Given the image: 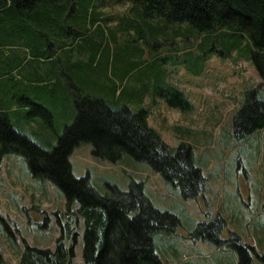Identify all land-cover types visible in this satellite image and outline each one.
Listing matches in <instances>:
<instances>
[{
    "label": "trees",
    "instance_id": "16d2710c",
    "mask_svg": "<svg viewBox=\"0 0 264 264\" xmlns=\"http://www.w3.org/2000/svg\"><path fill=\"white\" fill-rule=\"evenodd\" d=\"M103 2L0 0V85L14 74L29 70V78L39 83L31 85L39 98L53 94L55 100L63 102V96H59L67 91L60 79L65 77L63 70L85 83L81 89L70 83L67 102L72 105L69 107L74 122L65 128L49 152L14 130L9 117L11 107L0 97V155L22 156L31 176L49 181L66 202L65 212L52 214L59 231L54 249L23 242L17 264H72L79 226L83 227V264H168L156 248L157 238L159 234H177L181 227L179 217L155 207L144 193L143 181L132 180L126 191L107 184L108 193L102 195L88 177H74L69 157L81 144H90L91 156L101 161L116 163L128 155L147 164L167 184L178 188L184 201L204 195L205 178L196 165L192 146L167 145L149 126L150 108L142 107L149 95L150 107L160 99L171 109L191 111L192 104L184 93L165 82L164 69L156 71L151 79L143 73L145 63L126 60L116 72V68H111L105 81L97 78L109 41L116 43L122 32L129 35V31H135L140 39L145 34L154 39L163 37L169 44L174 38L186 41L198 37V47L203 46L202 40L223 35L227 56L233 49L243 48L242 55L247 56L262 83L243 93L242 104L232 118L233 136L243 142L264 129V91H260L264 85V0H111L129 6L114 26L109 25L110 17H102ZM76 48L88 56L78 55L73 61ZM138 52L142 54L143 50ZM58 54L64 56L63 66L43 67L44 63H55ZM184 54L190 55L191 51ZM201 56H194L192 62L185 61V67L193 71ZM133 71L139 73L136 79L142 80L140 87L125 84ZM123 98L136 99L140 109L132 111L122 102ZM22 101L25 107L32 105L36 113L49 117L40 106ZM205 205L208 207L207 201ZM42 214L45 226L49 217ZM204 214L207 220L198 223L188 233L189 238L219 247L229 242L238 264H255L253 256L264 264V256H258L253 247L228 231L221 214ZM223 231L229 236L226 241L222 239ZM0 264L9 263L0 255Z\"/></svg>",
    "mask_w": 264,
    "mask_h": 264
},
{
    "label": "rangeland",
    "instance_id": "374dc122",
    "mask_svg": "<svg viewBox=\"0 0 264 264\" xmlns=\"http://www.w3.org/2000/svg\"><path fill=\"white\" fill-rule=\"evenodd\" d=\"M128 7L105 0L100 11L102 17L112 19L109 25L114 26L126 15ZM169 33L172 34L168 30ZM223 40V35L209 41L202 40L203 46L200 48L201 40L198 37L186 41L174 38L169 44L163 37L154 39L145 34L140 39L135 31H129V35L122 32L116 43L108 40L106 55L102 56L97 71V78L105 81L106 76L110 77L111 68H116V72L126 60L145 63L143 73L151 79L156 71L164 69L165 82L184 93L192 104L191 111L171 109L164 101L150 107L152 102L149 95L145 96L142 107L150 108L149 126L167 145L177 147L181 143H188L192 146L196 165L205 178L203 196L184 201L178 188L167 184L147 164L136 162L128 155L116 163H109L93 158L90 144H81L74 148L69 157L74 177H88L99 194L108 193L107 184L126 191L132 180L143 181L144 193L156 206L179 217L181 227L174 235L180 246L176 253L179 256L166 258L168 264H221L210 256L216 249L211 242L196 241L188 236L198 223L207 220L204 212L213 216L218 212V206L224 210V216L223 213L221 215L229 219V228L240 241L253 247L258 256H264V129L238 142L233 136L232 125V118L242 104L244 91L256 86V70L236 61L234 55L225 58L228 46H224ZM136 49H142V54ZM189 50L190 55L184 54ZM83 54L88 56L87 52L76 48L73 61ZM196 55H202L201 59L196 61L193 71H189L185 61L192 62ZM56 58L55 63H44L43 67L63 66L64 56L58 54ZM63 71L65 77L60 79L67 86L66 93H59L64 98L63 102L61 99L55 100L53 94V97L45 94L39 98L32 87L23 82L26 77L24 71L14 74L0 85V97L4 101L7 98L6 103L12 108L9 116L14 130L48 152L56 146L65 128L74 122L67 102L69 87H72L70 83L80 89L85 85L72 73ZM137 77L138 71H133L125 84L140 87L142 80L138 81ZM24 93L29 94L30 103L43 108L49 117L36 113L32 105L25 107L22 101L26 99ZM18 101L22 102L19 104ZM122 102L132 111L140 109L136 99L129 101L123 98ZM26 114L35 127L22 124V117ZM0 160V255L9 264H17L23 242L38 248L54 249L59 231L52 214L55 211L65 212L66 202L62 193L49 181L31 176L22 156L5 153L0 155ZM42 212L49 217L45 226H42ZM238 218L241 221L236 220ZM77 233L72 264H83L82 226H79ZM158 236L162 237L160 234ZM252 236L255 237L252 239ZM222 239H229L227 231H223ZM157 240L160 242V239ZM253 259L255 264H262L257 257L253 256Z\"/></svg>",
    "mask_w": 264,
    "mask_h": 264
},
{
    "label": "crops",
    "instance_id": "0c3cea01",
    "mask_svg": "<svg viewBox=\"0 0 264 264\" xmlns=\"http://www.w3.org/2000/svg\"><path fill=\"white\" fill-rule=\"evenodd\" d=\"M242 50H244L243 48H236V49H233L231 52H230V54L228 55V56H226L225 58H231V56L232 55H234L235 57H234V59L236 60V61H241V62H243V64H248V65H250V66H252L253 67V65L247 60V56H243L242 55ZM254 68V67H253ZM255 69V68H254ZM24 74L26 75V78H24V80H23V82L24 83H26V84H28L29 86H31V85H36V84H39L37 81H34L33 82V80L31 79V78H29L30 77V72H29V70L28 71H25L24 70ZM256 78H257V81H254L255 83H256V86L258 85V84H260L261 83V80H260V78H259V76H258V74H257V72H256ZM35 79H37V78H35ZM29 80H31L32 82H30ZM19 81H21V79L19 80ZM54 81V80H53ZM53 82H51V84H52ZM40 84H42V83H40ZM256 86H254V87H256ZM253 86H250V87H248L246 90H248V89H250V88H254ZM245 90V91H246ZM264 91V85L262 86V88H261V90L260 91ZM244 91V92H245ZM24 95H25V98L26 99H23V100H26V101H29L28 100V98H29V94H27V93H24ZM2 97V96H1ZM7 99V98H6ZM5 99V100H6ZM2 100L4 101V98H2ZM7 101V100H6ZM161 100L160 99H156L155 101H154V103H156V102H160ZM69 106H71L72 107V105L70 104ZM24 109H23V111L24 112H26V109H25V107H23ZM175 110V109H174ZM11 111H12V108H11ZM72 115L74 116V113H72ZM72 116V117H73ZM10 117V116H9ZM24 117H26V118H24ZM24 117H22V124H24V125H29V127H35L34 125H33V123L31 122L32 121V119L31 120H29V119H27V118H29V116L26 114V115H24ZM148 121H149V119H148ZM10 123H11V120H10ZM12 125V124H11ZM2 160H0V162H1ZM208 161V158H206V162ZM149 199H150V201L152 202V204L155 206V207H157V208H159L158 206H156V204L153 202V200L149 197V196H147ZM219 197V196H218ZM178 206H179V204H178ZM159 209H161V208H159ZM217 209H218V212L220 213V214H222L223 216H224V210H222V208H220L219 206L217 207ZM167 211H169V210H167ZM218 212H216V213H218ZM225 220H226V223H227V227H228V229L232 232V230H231V228H229V219L228 218H226L225 217ZM236 220H239V221H241V218H238V219H236ZM253 237H255V236H252V239H253ZM158 239H160V242H158V246L156 245V248H157V250L159 251V253L161 254V256L162 257H164V258H168V257H172V256H179L178 254H176V253H178L179 252V250H180V246H179V243L177 242V240L175 239V236H164V235H162V237H159ZM258 242V241H257ZM229 244V245H228ZM231 243H226V244H224L223 246H221V247H217V246H215V245H213L216 249H214L213 250V252L211 253V258H214L215 260H216V262H220L221 264H238V262H237V256H236V254H235V251L232 249V246L230 245ZM51 250H53V249H51ZM181 252V251H180ZM20 254H21V251H20ZM20 254H19V257H20ZM19 257H18V259H19ZM18 261V260H17Z\"/></svg>",
    "mask_w": 264,
    "mask_h": 264
}]
</instances>
